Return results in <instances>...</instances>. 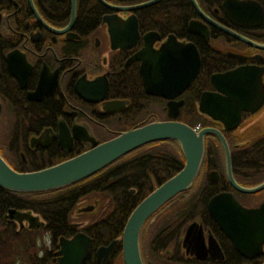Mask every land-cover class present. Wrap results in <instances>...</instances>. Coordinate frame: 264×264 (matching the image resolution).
Listing matches in <instances>:
<instances>
[{"label": "flooded vegetation", "instance_id": "obj_1", "mask_svg": "<svg viewBox=\"0 0 264 264\" xmlns=\"http://www.w3.org/2000/svg\"><path fill=\"white\" fill-rule=\"evenodd\" d=\"M87 1L30 0L32 10L28 0H0V157L15 171H32L22 168H43L148 122H183L182 117L196 131L215 129L223 136L227 158L219 139L205 133L191 185L146 218L139 253L144 264H259L264 243L261 253L251 255L246 246L250 255L240 254L207 203L220 193L244 208L264 201V19L239 24L224 12V0H195L207 18L256 44L251 46L202 18L189 0H174L171 12L162 6L148 10L161 0L128 10ZM103 1L125 7L147 0ZM186 3L192 12L184 14ZM191 20L205 25V37L189 31ZM169 36L176 42L173 48L192 44L199 58L195 75L183 87L180 82L189 78L194 60L187 64L190 53L178 52V63L165 66L161 50L172 46L166 43ZM145 46L142 57H136ZM233 70V78L223 77ZM214 74L220 76L213 82ZM228 107L240 108L234 126H225L223 113L221 120L211 117ZM167 140L123 155V166L101 177L110 180L97 184V190L0 188V264H123L120 237L99 234L107 190L133 195L150 187L148 194L162 183L165 170L176 163L162 145ZM228 172L236 185L256 189L238 190ZM223 214H228L226 204ZM75 235L79 241L69 244ZM115 240L103 260L101 249ZM69 250L72 260L64 257Z\"/></svg>", "mask_w": 264, "mask_h": 264}, {"label": "water", "instance_id": "obj_2", "mask_svg": "<svg viewBox=\"0 0 264 264\" xmlns=\"http://www.w3.org/2000/svg\"><path fill=\"white\" fill-rule=\"evenodd\" d=\"M28 1L31 9L34 10L30 0ZM99 1L114 9L128 10L138 9L159 0H147L125 7H112L103 0ZM189 2L202 18L209 21L219 30L239 41L256 46L255 43L207 18L201 12L195 0H189ZM223 10L231 21L238 22L239 24L255 25L264 19L263 9L254 0H224ZM130 25L135 26L133 19H131ZM114 26L118 28L125 27L122 24H116ZM188 29L193 33L200 34L204 37L206 36L205 25L197 20L189 21ZM166 43H171L172 46L169 44V46H165L161 50L164 55V65L166 63V65H176L178 63L176 53L178 52L182 53L187 51L190 53V56H188L190 60H188L187 56L185 57L187 64L194 60V69H192L189 78L180 82V87H183L187 85L188 81L195 75L198 69L199 58L197 52L192 44H188L185 48H173L176 42L171 36L167 37ZM145 48L146 46L138 52L136 57H142ZM172 73L175 74L173 71ZM236 74V70H233L224 73L223 77L233 78ZM217 76L220 75L214 74L211 76L213 82ZM175 83L177 82H173L172 84ZM205 95L207 96V93H203L201 97L203 98ZM239 109L237 107L235 110H232L228 107L227 109H223V112H218L211 117L221 120L223 113V123H226V121L229 123L225 126H234L239 116ZM202 111L205 110L202 109ZM207 113L210 114V112ZM175 116V114L169 115L171 118ZM205 133H212L219 139L227 158V146L219 131L211 128H203L196 131L191 126L176 120L153 121L122 131L101 143H93L89 148L72 157L37 170L15 171L0 157V188L13 192L28 193L67 186L95 173L115 159L147 142L163 139L175 141L183 156L181 168L162 183L158 184L132 208L120 233L123 264H144L138 249L140 228L149 215L191 185L202 157L203 135ZM228 177L231 184L242 192H252L256 189H245L236 185L231 179L229 172ZM261 186H264V184ZM223 204L227 205L228 214L226 216L223 214ZM207 209L218 227L228 235L234 248L240 254L243 256L250 255L245 248L246 246L252 249L251 255L261 253V245L264 243V201L257 208H244L238 205L230 194L220 193L209 199ZM77 241H79V237L75 235L69 241V244H75ZM115 242L116 240L111 241L108 247L101 249L100 255L104 257L103 260L106 259L108 252H110ZM72 253L69 250L64 254V257L72 260ZM68 264H71V262ZM259 264H264V259Z\"/></svg>", "mask_w": 264, "mask_h": 264}, {"label": "trees", "instance_id": "obj_3", "mask_svg": "<svg viewBox=\"0 0 264 264\" xmlns=\"http://www.w3.org/2000/svg\"><path fill=\"white\" fill-rule=\"evenodd\" d=\"M259 1L264 6V0H259ZM93 2H94V0L87 1V3L89 5H92ZM198 4L200 6L199 1H198ZM173 5H174V0H161L158 3L149 6L148 10L152 9L154 11L158 7L162 6V9H164L165 11L171 12L174 10ZM187 6H188L187 3H186V5L181 6L182 11H185L184 14L188 13L187 10L192 12V9L189 6L187 8ZM208 6H209V4H207V7ZM180 120H182L185 123H188L186 118L181 117ZM162 145H164L165 148L170 149V151L173 153L171 155V157H173V159H174V161H176V163L174 164V168H171L169 170H165V175L163 176L162 179H160L159 182L164 181L169 176L174 174L176 172V170H178L183 163L182 154H181L180 149L178 148L177 144L175 143V141L167 140V143H164ZM124 156H126V155H124ZM124 156H121L120 158L116 159L113 163L108 164L107 166L99 169L96 173H94L90 176H87L83 179H80V180H78L72 184H69L66 187H77V188L83 187V188H85V191L97 190L98 189L97 187H102V186L106 185L107 182L110 180V179L101 180V177L108 176L106 173H108L110 170H112V168H114L115 166H117L119 164L121 166H123V164H124V158L123 157ZM56 162H57V160H53L52 162H48V163L43 164L42 167L54 164ZM31 167H25V168H22V170H33V169L41 168L40 166L35 167V168H31ZM122 174H123V172L118 173L117 175H122ZM114 176H112V178ZM97 184H98V186L96 187ZM149 190H150V187L144 189V191H137V192H135V194L131 195L127 191H120V192L111 193V192H109V189H108L107 190V196L109 198V203H108V208H106V210H104V212H103V213H105V215L103 216V213H102V216H100L101 217L100 219H102V220L99 223V234L103 235L104 236L103 238H107V239H109L110 237H118L119 238L123 223H124L128 213L135 206V204L145 194H147V192ZM166 205H168V204L166 203ZM164 206H165V204L163 206H161L156 212H158ZM154 259H156V258H154Z\"/></svg>", "mask_w": 264, "mask_h": 264}]
</instances>
